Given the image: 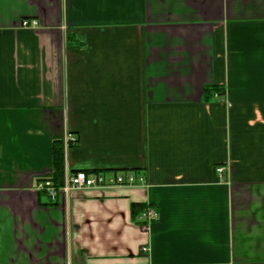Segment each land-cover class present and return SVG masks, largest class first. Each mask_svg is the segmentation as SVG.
Wrapping results in <instances>:
<instances>
[{
    "label": "crops",
    "instance_id": "1",
    "mask_svg": "<svg viewBox=\"0 0 264 264\" xmlns=\"http://www.w3.org/2000/svg\"><path fill=\"white\" fill-rule=\"evenodd\" d=\"M0 264H264V0H0Z\"/></svg>",
    "mask_w": 264,
    "mask_h": 264
},
{
    "label": "built area",
    "instance_id": "2",
    "mask_svg": "<svg viewBox=\"0 0 264 264\" xmlns=\"http://www.w3.org/2000/svg\"><path fill=\"white\" fill-rule=\"evenodd\" d=\"M25 26L30 25L29 21H24ZM36 22H33L35 25ZM78 137L72 132L67 133L65 138V148L71 147V144L77 143ZM219 175H223L225 167L221 166L217 169ZM145 184L143 175L136 172H122V171H76L66 173L64 184L60 188H56L50 181L42 180L38 182L40 190H46L53 200L58 198L62 193H69L73 190H83L90 188H108L116 186H142ZM158 218V212L153 207L146 208L141 215V219L145 220L144 225L148 226L152 221ZM144 251H149L145 247Z\"/></svg>",
    "mask_w": 264,
    "mask_h": 264
},
{
    "label": "trees",
    "instance_id": "3",
    "mask_svg": "<svg viewBox=\"0 0 264 264\" xmlns=\"http://www.w3.org/2000/svg\"><path fill=\"white\" fill-rule=\"evenodd\" d=\"M219 90L218 87L209 86L205 88V94L207 96L212 95L215 91ZM77 143H73L72 145H76ZM64 172H65V142L63 140H56L53 144V174L47 178L38 179V182L42 180L50 181L53 186L56 188H60L64 184ZM76 172V171H74ZM45 194H48L46 190H41ZM49 201L46 204H57V200H53L51 196L48 194ZM144 205L134 204L132 206L133 216L135 217V221L137 224H144L145 220H140L141 213L145 210Z\"/></svg>",
    "mask_w": 264,
    "mask_h": 264
},
{
    "label": "bare ground",
    "instance_id": "4",
    "mask_svg": "<svg viewBox=\"0 0 264 264\" xmlns=\"http://www.w3.org/2000/svg\"><path fill=\"white\" fill-rule=\"evenodd\" d=\"M66 176V175H65ZM56 201V200H55Z\"/></svg>",
    "mask_w": 264,
    "mask_h": 264
}]
</instances>
